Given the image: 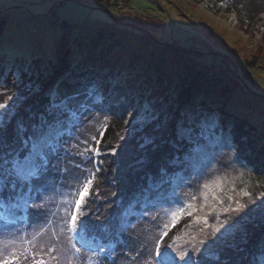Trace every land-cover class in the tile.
Listing matches in <instances>:
<instances>
[{"label": "rangeland", "instance_id": "374dc122", "mask_svg": "<svg viewBox=\"0 0 264 264\" xmlns=\"http://www.w3.org/2000/svg\"><path fill=\"white\" fill-rule=\"evenodd\" d=\"M237 6V12L233 13L215 2L214 8H218L216 14L198 0H110V3L108 0H0V22H4L0 34V60L4 62L0 67V103L7 104V107L0 111L6 113V119L7 114L12 115L9 128L12 124H15V128L17 124L26 126L27 114H42L48 104L44 96L46 88L42 90L28 75H22L21 79L9 77L7 85L3 87L5 76L2 74L11 71L28 73L31 69L33 71L43 68L49 70L47 81L56 84L60 71L53 66L57 65L58 60L65 54H69V60L75 62L74 65L84 63L83 61L89 58L88 61L95 67L107 66L104 71L106 77L128 76L139 84L149 81L164 85L175 83L178 88L186 90H193L195 83L189 77L186 80L180 77L188 75L189 68H200L199 81L204 87L197 88V95L195 94L192 101L191 114L195 115V119L203 123L209 114L213 115L211 118L214 120L217 114H232L253 126L255 136L258 132L264 135V7L244 1H239ZM62 67L66 68V65ZM57 68L60 69V64ZM227 86H236L237 89L229 95ZM157 92L163 94L165 90ZM118 94L119 92L115 96ZM9 96L12 97L11 100L8 99ZM136 99L137 101L128 98L125 100L126 104L119 106L121 111L129 105V108H132L127 118L128 125L122 127L125 131L132 132L134 138L121 139L118 148L124 147V142L126 147L131 144L133 158L128 161L132 165L136 163L137 174L135 172L133 176L142 178L145 174H152L159 169L165 155L179 156L183 161L189 147L184 146V140L180 142L182 146L179 150L173 148L172 141L177 139L176 111L158 110L155 113L158 119L146 125L137 119L138 114L143 116L147 109L144 104L145 94L140 97L137 95ZM110 105L111 103L106 104L103 110L111 111ZM92 110H95V114L91 112L95 118L91 121V118L87 120L83 116L78 123L76 121L77 125L75 121L68 122V128L75 129V132L62 138L67 140L63 145L65 149L71 150V146L78 143L77 152H83L86 145L92 146V130L97 120L98 106ZM224 118L219 120L226 125L225 121H230L231 118ZM217 124V132L223 131L221 123L218 121ZM220 135L222 134L216 133L214 136L213 133L202 131L200 137H195L193 149L196 151L193 152L192 160L203 174L197 176L192 172L190 183L181 189V198L199 204L202 185L223 179L226 192L236 200L254 207L249 200L247 202V199L242 197L241 192H250L252 199L259 204L258 197L264 193L263 184L258 182L257 173L252 167L240 166L241 162L233 163L234 156L238 154L231 152L228 147L225 148V145L221 146V142L218 144ZM149 138L153 141L151 144L146 143ZM108 139L109 136L106 144L99 150V156H110L113 161L115 158L112 155L116 149L110 148L114 143H108ZM261 152L263 155L264 147ZM82 159L83 157L79 156L74 163H79ZM189 159L191 160L190 157ZM254 161L259 168L258 172L264 171V161ZM183 170L189 169L182 165L169 168L170 180L178 181V174ZM241 172L244 173L243 177L240 176ZM184 177L188 178L186 175ZM55 183V179H52L44 201L45 208L50 209L52 213L45 223H42L44 227H37L34 234H24L23 239L18 232L0 233V252L3 256L27 247L26 242L32 241L33 237L36 238L34 243L37 249L42 244L55 243V236H59L63 242L68 214L62 213L60 201L55 194ZM233 183L235 192L231 191ZM171 185L165 184L161 191ZM193 195L197 197L195 201L191 200ZM227 203L225 199V204ZM117 205L120 210L128 212L127 202L121 201ZM170 213L160 206L149 211L144 221L145 227L152 231L154 228H160L157 232L154 231L157 237L162 226L170 222ZM263 214L257 211L245 219L251 223ZM83 219H86V216ZM209 220L210 223L214 222L215 217H210ZM93 223L96 224V221ZM134 224L138 225L136 222ZM202 227L203 225L196 222L192 216H184L171 228L169 236L165 237L167 240L164 241L168 244L174 237H180L175 241V245L180 250L191 249L201 239H205L207 233L201 232ZM237 227L241 228L239 225ZM62 228L64 232H61ZM139 228V232L144 233L143 227ZM235 230V237L230 243L232 245L235 241L239 242V245L234 244L227 250L243 254L247 251L244 244L245 235H242L240 230ZM152 231L145 234L149 236L147 239L153 238L151 241L154 243L156 238ZM131 233L129 228L128 234ZM90 253L82 249L76 264H90V257L91 264H95L94 260L99 257ZM146 255L139 257L136 264H146L150 261V256ZM47 258L45 256V259ZM239 263L256 264L250 263L249 259Z\"/></svg>", "mask_w": 264, "mask_h": 264}, {"label": "snow or ice", "instance_id": "6c2138e0", "mask_svg": "<svg viewBox=\"0 0 264 264\" xmlns=\"http://www.w3.org/2000/svg\"><path fill=\"white\" fill-rule=\"evenodd\" d=\"M94 91L93 88L87 89L84 93L75 92L64 97L54 96L47 109L49 118L42 117L41 123L33 126L31 132H28L22 124H17L10 133L9 124L12 115L7 114L6 119V113L0 111V221H6L7 224H15L17 219L26 221L30 210L38 219L47 218L52 213L50 209L45 208L44 201L50 190L49 186L53 173L60 176L61 183L64 182V175L70 174L72 169L88 173L73 193L74 199L69 201L73 208L68 212L65 220L68 234L63 242L57 236L55 243L42 244L37 249L34 243L36 238L33 237L32 241L26 242L27 247H23L10 255L3 256L0 252V256H2L0 264H52V262L54 264H76L82 249L104 260H110L111 264H116L114 256L116 245L124 243L119 237L126 233L129 228H134L135 224L127 221V216L130 215L128 212L112 213L108 223L95 225L101 232L109 234L107 242L90 232V222L102 219L96 213L89 216L91 209L86 207L88 198L92 194L94 182L97 180V173L101 171L100 165L104 163L103 160L97 161L96 159L100 155L98 147L100 140L93 136L92 140L96 146L86 145L83 152H72L63 147L67 143L66 139H62L65 136V118L76 115L78 110L74 109L73 104L78 101L80 95L90 98ZM8 99L11 100L12 97L9 96ZM6 107V103H0V110ZM79 110L87 111V105L81 102ZM137 119L147 125L155 122L158 117L151 109H145V116L141 117L138 114ZM186 119L190 124L195 123L194 114L187 116ZM193 130L192 127L185 128L183 123L178 124L175 132L177 139L172 141L173 148L179 150V147L182 146L180 142L184 140L190 144L193 143L191 136ZM99 135L102 138L103 131ZM152 142L151 138L146 141L148 144ZM57 144L59 147L56 146ZM194 151L196 149H190L183 161L179 156L165 155L162 158L163 163L159 166L158 175H146L144 178L146 184L140 186L138 194L159 193L165 184L171 185L168 169L178 167L185 161L188 162V166L197 176L202 175L203 173L196 167L195 162L189 159ZM78 155L82 156L83 159L79 163H74ZM60 162L64 163L63 167H60ZM89 162L92 165L91 169L87 167ZM239 162L240 158L234 156L233 163ZM240 176L243 177L244 173L241 172ZM190 179L188 178L189 183ZM231 191H236L234 183ZM115 195L116 193L113 192L112 196ZM241 195L248 197L250 204L254 207L241 203L240 200H236L226 192L223 179L202 185L199 204L182 199L177 194L176 188H173L171 196L167 198V203L174 205L175 208L170 213V222L162 226L158 237L154 240V246L150 253L151 259L148 264H210L213 260L217 261L218 264H225L220 260V250L231 247L230 241L235 237L234 229L237 228L240 220L251 217L257 211L264 213V193L258 197L259 204L252 199L250 192L242 190ZM95 196L103 198L100 197L99 189H96ZM196 199L197 197L194 195L191 197L192 201ZM225 199L228 201L227 204H225ZM17 212L24 215L15 219L9 218V216H15ZM242 212L243 216H240ZM196 213H202V215H195ZM140 215H147V207ZM85 216L89 218L83 219ZM184 216H192L196 222L203 225L201 232L207 233L205 239H201L191 249L180 250L175 245V241L179 240L180 237H174L173 243L165 245L163 243L165 237L168 236L169 231L179 219ZM213 216L215 221L210 223L209 218ZM234 216H240V219H234ZM7 224L4 226L6 227ZM113 226L115 228L114 234L111 231ZM61 232H64L63 228ZM113 235L116 238L115 242L112 239ZM45 256L48 258L45 259ZM95 264H100L99 259L96 260Z\"/></svg>", "mask_w": 264, "mask_h": 264}, {"label": "trees", "instance_id": "16d2710c", "mask_svg": "<svg viewBox=\"0 0 264 264\" xmlns=\"http://www.w3.org/2000/svg\"><path fill=\"white\" fill-rule=\"evenodd\" d=\"M198 1L201 3H205L208 9L216 14L218 8L217 9L214 8L215 2L219 5L224 6V8L227 9V11L233 13L236 11L235 9L238 8L237 5L239 1L240 2L244 1L245 3L247 2L252 5H256L257 7L260 6L264 7V0H258L257 2H253L251 0H198ZM108 2L110 3V0H108ZM3 25L4 22L1 21L0 34ZM88 59L89 58L83 61L84 63L74 65L75 62L69 60V54H65L62 57V59L58 60L59 63L53 66L56 67V70H58V72L60 71L59 80L56 84L54 82L52 83L47 81L48 78L46 77L49 74V70H45L43 68H36L33 71L31 69L30 71H28V73H24L23 71L21 72L11 71L9 73H6L5 75L2 74L3 76H5L3 81V87L7 85L6 82L9 80V77L21 79L22 75H28L30 78H32L31 79L32 82H36L37 85H39V87H42L41 88L42 90L46 88V91L44 93L45 94L44 96L48 103L45 106L46 109L42 114H32V113L27 114L26 119L28 121V124L24 127L27 128L28 132L32 131L33 126L39 125L41 123L42 117L45 119L49 118L47 116V109L50 100L54 96L58 95L60 97H64L66 95H70L75 92L84 93L87 89H93V88L95 89V91L93 92L90 98L86 97L85 95H80L78 97V101L73 104L74 109H77L78 111L74 117L65 118V121L67 123H65L66 128H65L64 137H66V135H72L75 132V129L72 130L68 128V126L70 125V123H68L69 121L70 122L75 121V123L77 121L78 123L83 116L87 120L91 118L89 120L91 121L92 119L95 118V116H93L91 113L94 112L95 114V110L92 109L98 106L99 109L98 116L96 123L93 124L94 127L92 131H93V135L100 140V143L98 145L99 150L104 144H106V139L108 136H109L108 143L110 142L114 143L110 145V148H114L116 150L112 155L115 158L113 161L110 160V156L103 155L96 157L97 161L103 160L104 163L103 165H100L101 171L97 173V180L94 182L92 194L89 196L86 205L87 208L91 209V211L89 212V216L92 213H96L97 215L102 217L100 221H96V224L108 223L112 213L119 214L121 212H124L120 210V208L117 205L118 202L122 201V202H127L129 208L127 210L128 213H130V215L127 216V221L130 223H135V222L138 223V225H136L135 228H131L132 230L131 234H128V230H127L126 233H124L121 237H119V239L122 240L124 243L122 245L120 244L116 245V252L114 253V256L116 258V264H136L138 263L139 257H143V255L146 254H147L146 257L150 256L149 260L151 259L150 253L154 246V243L151 241L153 238L147 239L149 236H146V234L150 233L152 230L145 227L146 225L144 221L147 219L146 216L148 215L141 216L140 215L141 212L144 211L145 207H147V214H148L149 211L154 210L157 207L159 208V206L161 208H164L168 212L173 211L174 205L167 203V198L171 196L173 188H176L177 194L181 197L180 194L181 189L186 187V184L189 183L188 178L193 176L192 168H190L188 166V162L185 161L181 165L189 170H183L179 172L178 175L180 179H178V181L171 179L172 185L168 186L166 190L163 189L164 191H161L162 190L161 189L159 193L154 192L151 193L150 195L138 194V190L140 186L146 184V180L144 178L148 174H145L142 178H138V176L137 177L133 176L135 172L137 174V170L135 168L136 163L132 165V163L128 161L130 158L131 159L133 158V155L131 156V151H133L131 144H129V147L128 146L126 147L124 142L123 143L124 147L120 149L118 148L119 145H121L120 144L122 141L121 137H123V139L128 138V140L130 138H134L132 132L125 131L122 127L124 125H128L127 118L131 113V109H132L129 108L130 105L129 107L126 106L122 111L119 109L120 105L126 104L125 103L126 99L129 98L131 100L137 101L138 99V98L136 99L137 95L138 97H140L141 95L145 94L146 100L144 104L147 106V109H151L154 113H156L158 110H160V112H164L167 109H172V111H176L178 116L177 125L183 123L185 128L192 127L194 129L191 132V136L194 142L190 144L186 140L184 143L185 147H189V149L187 150L188 152H186L185 155L189 153L190 149H193V145L196 140L195 137H200L202 135V131L203 132L207 131L208 134L213 133L214 136L216 133L217 134L221 133L222 135L218 136V141H217L218 144L219 142H221V146L225 145L224 146L225 148L228 147L231 152L237 153L239 158H241L240 160L241 164L238 163L240 166L252 167L254 169V172L257 173L256 178L258 182H261L264 188V171H260L262 173L258 172L259 168L257 166V163H254L255 162L254 160L257 159L264 161V153L262 155L261 152L264 147V141H262V137L264 136L263 134L259 133L256 130L258 134H256L257 136H255L254 134L255 128L253 126L248 125L247 122L239 120L232 114H222V113L217 114L215 115L216 116L215 120L211 118V116L213 115L209 114L208 117H206L207 119L203 120V123L200 120L195 119L194 124H190V122L186 119L187 116L192 115L191 114L192 111L191 107L193 106L192 101L195 97L197 88L199 89V86L204 87V85H201L199 81L201 77V74L199 73V70H201L200 68L198 69L189 68L188 71L189 74L186 75L185 77L184 76L180 77L181 79L184 80L188 79L189 77V79H191V81L195 83L193 90L192 89L186 90V89L178 88L175 83H169L168 85H164V84H160L159 82L149 81V82H145L144 84H139L137 80L134 82L128 76H126L125 78L120 77L118 75L106 77L104 71L107 70V66L100 65L95 67L94 65L90 64ZM3 63H4L3 60H0V67L3 65ZM59 64H60V69L57 68ZM62 65H66V68H63ZM33 76L36 77L34 78ZM236 89H237L236 86H234L233 88L227 86L229 95L230 94L232 95V93ZM160 90H165V92L163 94L157 92ZM117 92H119V94L118 96H115ZM114 96L116 98L113 100ZM81 102L87 105V111L79 110V105ZM108 103H111L110 105V107H112L111 111L109 109L104 111L103 109L105 105ZM143 116H145V111ZM226 116L230 117L231 119L230 121L229 120L225 121L226 125H224L222 122H220L219 119L224 117L226 118ZM125 121H127V123H125ZM218 121L219 123H221L220 127L223 129V131L221 132L220 131L217 132L218 130L217 127H219L217 124ZM84 123L85 120L83 121L82 124L84 125ZM82 124H78V125H82ZM14 128H15V124H12L9 128V132L11 133ZM101 131H103L102 138L99 135ZM25 135H27V133H25ZM91 145L92 147L96 146L94 142H92ZM56 146L59 147L58 144ZM77 146L78 143L73 144L70 148L71 149L70 151L77 152L76 150ZM67 148H69V146H67ZM193 154L194 153L192 152L190 155L191 161H193L192 160ZM140 155L141 154H139V156ZM79 156L80 155H78L76 159ZM63 166L64 163L60 162V167ZM87 167L90 169L92 168L90 162L87 164ZM181 169L183 168L181 167ZM186 171H189V173H187ZM87 175L88 173L81 172L76 169H72L70 174L64 175L63 177L64 182L61 183L60 176L57 175L56 173H53L52 179H55L56 182L54 187L56 192L55 194L60 201L63 214H68V212L72 210L73 205H71L69 201L74 199L73 193L77 190L80 182ZM151 175L153 176L158 175V169L153 171ZM184 175L188 176V178H185ZM177 185L180 186L176 187ZM96 189H99L100 197H103L102 199L97 198L95 196ZM113 192L116 193L115 196H112ZM245 199H247L248 202L249 198L245 197ZM110 202H112L111 206H109ZM22 215L24 214L17 212L15 216H9V218L15 219L16 217ZM240 216H243V214L241 213ZM240 216H234V219L239 220ZM47 218L38 219L30 210V213L26 221H21L17 219L15 224H7L6 221H0V233H2L3 231H9L12 234L14 233L16 234V232H18L19 234L22 235L21 239H23L24 234H27L28 232H32L34 234L37 227L39 226L44 227L42 223H45V220ZM88 218L89 217L86 216L85 220H87ZM93 222L94 221L90 222V229H91L90 232L95 233L97 236L101 237V239L104 242H107V238L109 234L101 232L98 227H95L96 224H94ZM5 224H7L6 227L4 226ZM141 226L144 229V233L139 232V230L141 231V229L139 228ZM240 226L241 228L237 227L235 231L238 232V230H240L241 234L245 235L244 244L246 245L247 248V251L245 252L247 255H244L245 253L243 254L232 253L230 252L231 250L230 249L227 250L228 247H226L220 250V260L225 262V264H238L239 261L244 262L247 259H249L250 263L254 262L256 264H264V255H262V253H264V214L261 215L256 221H253L251 223L247 222L246 219L244 218L240 220L239 227ZM159 229L160 228L156 230L155 228L153 229L152 232L154 233L153 235L154 238L158 237V234L157 237L155 236L156 234L154 231L157 232ZM111 231L114 234L115 231L114 226L111 229ZM67 234L68 233L66 229L64 235L66 236ZM166 238L165 240H167ZM112 239L115 242L116 238L114 235L112 236ZM163 243L167 245L165 241ZM167 243L168 244L173 243V241L172 242L168 241ZM234 244L239 245V242L234 241L232 245ZM139 246L141 247L139 248ZM98 259L100 260V264H111L110 260H104L103 258L100 257ZM94 262H96V260H94ZM146 264H148V261L146 262ZM210 264H218V262L213 260L210 262Z\"/></svg>", "mask_w": 264, "mask_h": 264}]
</instances>
